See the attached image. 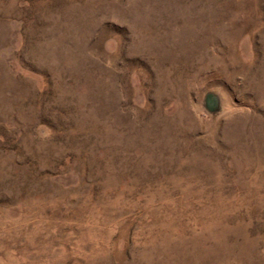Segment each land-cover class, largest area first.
Segmentation results:
<instances>
[{
  "label": "rangeland",
  "instance_id": "1",
  "mask_svg": "<svg viewBox=\"0 0 264 264\" xmlns=\"http://www.w3.org/2000/svg\"><path fill=\"white\" fill-rule=\"evenodd\" d=\"M0 264H264V0H0Z\"/></svg>",
  "mask_w": 264,
  "mask_h": 264
},
{
  "label": "water",
  "instance_id": "2",
  "mask_svg": "<svg viewBox=\"0 0 264 264\" xmlns=\"http://www.w3.org/2000/svg\"><path fill=\"white\" fill-rule=\"evenodd\" d=\"M206 108L209 111H213L217 106V100L213 95H207L205 99Z\"/></svg>",
  "mask_w": 264,
  "mask_h": 264
},
{
  "label": "bare ground",
  "instance_id": "3",
  "mask_svg": "<svg viewBox=\"0 0 264 264\" xmlns=\"http://www.w3.org/2000/svg\"><path fill=\"white\" fill-rule=\"evenodd\" d=\"M215 221V220H214ZM199 237V236H198Z\"/></svg>",
  "mask_w": 264,
  "mask_h": 264
}]
</instances>
